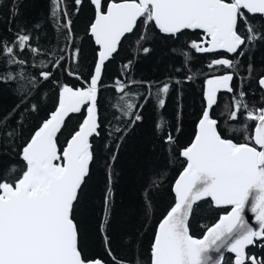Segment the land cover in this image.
<instances>
[{
    "label": "snow or ice",
    "instance_id": "6c2138e0",
    "mask_svg": "<svg viewBox=\"0 0 264 264\" xmlns=\"http://www.w3.org/2000/svg\"><path fill=\"white\" fill-rule=\"evenodd\" d=\"M66 2L49 0L50 16L58 31L68 30L67 39L71 41L72 19L65 7ZM82 3L83 0H74L77 12ZM90 3L94 6V20L90 23L89 33L97 46L94 68L88 79L67 69L68 75L82 80L84 86L58 84L55 110L23 145L16 143L20 133L8 121L31 96V90L37 87V79L25 76L22 71L0 72V81L27 79L29 85L16 89L20 104L0 118V157L9 152L13 154L8 161L0 159V264H106L82 250V229L77 213L85 206L90 166L94 161L92 138L99 135L101 126L98 94L103 72L106 62L118 52L126 34L142 25L143 31L136 40L140 46L142 41L152 39L148 35L152 25L160 34L170 37H176L184 30H201V40L189 44L196 53L223 50L239 56L244 55L242 46L264 39V34L256 31L251 21V17L257 14L264 17V0H90ZM25 51L33 56L40 54L38 47L30 45V35L23 29L17 31L14 46L0 41V57L6 66L22 68L27 61L21 59L19 53ZM150 51V47H142L144 54ZM80 52L77 48L71 53L74 62ZM184 57L186 63L190 61L188 53H184ZM64 59L61 56L48 64L41 60L40 67L59 68ZM237 63L233 59L218 58L212 59L207 67L210 70L221 67L235 70ZM131 65L132 61H128L123 68L126 71ZM248 71H253L252 65L248 66ZM39 75L43 81L53 78L52 72L47 70ZM186 79L192 80L193 76ZM257 83L264 92V76ZM132 85L147 87L148 96L138 95L145 100L154 98L159 109L165 107V97L172 87L169 82L115 81V91L121 94L120 100L123 101L120 112L129 118L125 127L113 126L109 132L110 137L119 141H123L136 122L143 120V115L134 111L143 105L129 98L127 89ZM222 91L232 94L231 104L226 103L225 112L221 113L227 115L226 128L223 129L221 121L213 115L214 107L218 105V93ZM202 92L204 107L195 124L194 136L179 152L184 165L171 189L175 202L154 230L146 261L139 255L133 261H121L111 250L107 232L113 203L109 173L100 232L114 264H264V255L251 252V248L258 247L264 253V107L249 106L245 99L247 93L234 85L231 71L208 76ZM261 100L264 101V96ZM84 107L87 115L78 129L70 134L61 151L59 136L66 127V118L81 113ZM30 111L38 112V105L32 103ZM20 117L18 126H22L24 112H20ZM251 122H254V128L250 127ZM169 128V122L163 116L155 124L163 142L174 145L176 138L166 130ZM180 130L179 127L175 129L177 133ZM120 133L123 135H118ZM233 133L242 134V142L231 138ZM119 147L117 143L112 162L117 158ZM17 156L19 160L15 161ZM108 168H112V163ZM152 184L156 185L157 181L153 180ZM149 191L145 189L143 194L146 217L152 208ZM198 202L225 209L214 224L205 226L200 238L191 234L190 226ZM249 212L254 223L246 218ZM226 253L230 254L228 258Z\"/></svg>",
    "mask_w": 264,
    "mask_h": 264
},
{
    "label": "trees",
    "instance_id": "16d2710c",
    "mask_svg": "<svg viewBox=\"0 0 264 264\" xmlns=\"http://www.w3.org/2000/svg\"><path fill=\"white\" fill-rule=\"evenodd\" d=\"M65 7L71 14L73 33L72 40L67 39V29L58 31L50 16L49 0H0V41L9 42L14 46L16 33L23 29L30 35V45L38 47L40 54L33 56L30 52L19 53L21 59L27 63L21 67L6 66L3 57H0V72L12 70L23 72L25 76H34L37 87L32 89L31 96L21 105L20 110L12 116L8 123L20 133L16 143L23 145L44 119L53 111L59 96L58 84H68L72 87H81L82 80L68 75L67 69L78 73L84 79L89 78V72L94 68L96 48L89 36L87 27L92 18V6L89 0H83L79 11H76L74 0H67ZM16 15H13V13ZM256 31L264 34V21L259 16L251 17ZM63 19L61 23H63ZM37 25H39L37 27ZM243 30V24L240 25ZM11 29V30H10ZM143 26L134 29L133 33L122 38L118 52L106 62L103 72V83L98 94V120L99 135L92 138L94 161L91 164L90 179L86 189L85 206L79 209L77 219L80 223L82 250L89 256L100 258L106 264H114L109 257L100 224L103 218L104 197L106 195L109 173L112 179V215L107 228L110 247L121 261H133L139 255L143 261L149 257L150 243L156 222L172 204L170 185L177 173L182 169L184 161L179 158V151L185 147L193 134L195 121L202 109V88L204 80L211 75H223L231 71L234 75V85L242 88L249 106L261 107L262 93L256 85V80L264 74V39L247 43L242 46L243 56L223 53L201 54L189 47L191 41H200L202 33L197 30H184L176 37L160 34L152 25L148 35L152 39L136 44ZM247 35L246 32L243 33ZM142 47H150L148 54L142 52ZM77 48L81 50L77 61H73L71 53ZM19 51V50H17ZM184 53H188L190 61L185 62ZM65 59L61 67H40V61L45 64L54 62L59 57ZM229 58L237 63V68L209 69L207 65L212 59ZM132 61L131 67L125 71L123 65ZM253 66L249 73L248 66ZM180 69V71H177ZM51 71L53 78L48 81L40 79L41 71ZM193 76L192 80L186 79ZM119 79L127 83L129 80L144 82H169L172 87L165 97L166 105L163 109L156 107L155 99L145 100L139 93L148 96L147 87L132 85L127 90L134 103L143 105L134 109L143 115V120L127 132L123 141L109 136L113 126L125 127L129 121L123 117L120 108L123 101L120 93L115 91V81ZM53 81H56L54 83ZM29 87L27 79L14 81H0V118L20 104V94L16 89ZM152 91H155L153 88ZM232 94L218 93V105L214 107L213 115L221 121V127L226 128L224 121L227 115L224 105L231 104ZM36 103L38 112H31L30 106ZM28 109L29 111H24ZM231 110V109H229ZM20 112H24L22 126L17 125L21 119ZM81 113L71 114L66 118V127L59 136L58 147L62 150L65 141L76 129L83 117ZM163 116L169 122L172 135L176 138L174 145L163 142L162 134L155 130V124ZM120 117V119H115ZM134 119V116L131 118ZM229 124H235L228 121ZM253 122L250 127L252 128ZM181 130L177 133L175 129ZM227 136V132L224 133ZM118 135H123L120 133ZM236 142H242V134L233 133ZM117 143L120 144L118 155L114 162L111 156L115 152ZM13 158L9 152L7 156L0 157L4 161ZM18 156L15 161H18ZM112 163V168L108 164ZM157 181L156 185L152 181ZM145 189H149V198L152 208L149 215H145ZM194 215L191 217V234L197 238L211 225L217 217L224 213L223 208H213L209 203L198 202ZM251 252L264 255L258 247L251 248ZM229 255L226 254V258Z\"/></svg>",
    "mask_w": 264,
    "mask_h": 264
},
{
    "label": "water",
    "instance_id": "95a60500",
    "mask_svg": "<svg viewBox=\"0 0 264 264\" xmlns=\"http://www.w3.org/2000/svg\"><path fill=\"white\" fill-rule=\"evenodd\" d=\"M89 2H90V0H89ZM91 4V3H90ZM92 6V11H93V14H92V18H91V21H90V23L94 20V6L93 5H91ZM255 16H259L258 14L257 15H255ZM263 21H264V17H261V16H259ZM90 23H89V25H88V27H87V32H86V34H87V36H89V38L91 39V41H92V43H93V45L95 46V48H96V50H97V46L95 45V43H94V40H93V38L90 36V33H89V28H90ZM154 26V25H153ZM189 31H191V30H189ZM197 31H199V32H201L202 33V31L201 30H197ZM130 34V33H129ZM126 35H128V34H126ZM203 37V33H202V35H201V38ZM201 40V39H200ZM219 53H223V54H225V55H228V56H231V55H233V54H227V53H225V52H223V50H221ZM201 54H214V53H201ZM95 58H96V55H95ZM262 76H264V74L262 75ZM261 77V76H260ZM259 77V78H260ZM258 78V79H259ZM258 79L256 80V85H257V87L259 88V86H258ZM202 90H203V88H202ZM260 90V89H259ZM261 91V90H260ZM261 93H262V96H264V92H262L261 91ZM201 99H202V104H203V106H202V109H203V107H204V102H203V92H202V94H201ZM58 104V99H57V103H56V105ZM261 107H264V101H262V103H261ZM202 109H201V112H202ZM55 110V108L53 109V111ZM201 112H200V114H199V117H200V115H201ZM83 117H82V119L80 120V122L78 123V125L76 126V129L75 130H77L78 129V127H79V124L80 123H82L83 122V119H84V117L87 115V108L86 107H84L83 108ZM74 114V113H73ZM50 115V114H49ZM71 115V114H70ZM198 117V118H199ZM48 118V117H47ZM46 118V119H47ZM198 118H197V120H198ZM197 120L195 121V124H196V122H197ZM195 124H194V128H195ZM38 128V127H37ZM36 128V129H37ZM194 128H193V134H192V137H191V139L193 138V136H194ZM252 128H254V122H253V125H252ZM35 129V130H36ZM34 130V131H35ZM74 130V131H75ZM32 134H34V132L32 133ZM31 134V135H32ZM70 138V136L67 138V139H69ZM29 139H30V137H29ZM191 139H190V141H189V143L191 142ZM66 142H67V140L65 141V144H64V146H66ZM188 143V144H189ZM187 144V145H188ZM186 145V146H187ZM63 146V147H64ZM63 149V148H62ZM62 151V150H61ZM180 152V151H179ZM179 158L181 159V160H183V158H181L180 156H179ZM182 169H183V167H182ZM182 169L180 170V171H182ZM180 171L177 173V175L174 177V179L172 180V182H171V185H170V191H171V189H172V186L174 185V183H175V179L179 176V173H180ZM171 194H172V204H174V202H175V196H174V193L171 191ZM171 204V205H172ZM171 207V206H170ZM170 207L167 209V210H169L170 209ZM213 208H216V207H214V206H212ZM167 212V211H166ZM166 212L161 216V218L156 222V224H155V227H154V230H155V228L158 226V223H159V221L163 218V216L164 215H166ZM222 214H224V213H222ZM221 215V214H220ZM219 215V216H220ZM219 216L217 217V219L212 223V224H214L218 219H219ZM252 217V214L249 212V213H247V215H246V218H251ZM250 222H252V223H254V221L253 220H251L250 219ZM211 224V225H212ZM211 225H209V226H211ZM206 230V229H205ZM204 230V231H205ZM203 231V232H204ZM202 235H203V233L201 234V236L200 237H202ZM153 237H154V231H153V235H152V239H151V242H152V240H153ZM199 237V238H200ZM151 244V243H150ZM227 254V253H226ZM225 254V255H226ZM149 255H150V249H149ZM227 255H229L230 256V254H227Z\"/></svg>",
    "mask_w": 264,
    "mask_h": 264
},
{
    "label": "rangeland",
    "instance_id": "374dc122",
    "mask_svg": "<svg viewBox=\"0 0 264 264\" xmlns=\"http://www.w3.org/2000/svg\"><path fill=\"white\" fill-rule=\"evenodd\" d=\"M216 59H218V58H216Z\"/></svg>",
    "mask_w": 264,
    "mask_h": 264
}]
</instances>
